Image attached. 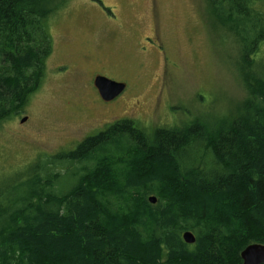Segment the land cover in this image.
<instances>
[{
    "label": "trees",
    "instance_id": "1",
    "mask_svg": "<svg viewBox=\"0 0 264 264\" xmlns=\"http://www.w3.org/2000/svg\"><path fill=\"white\" fill-rule=\"evenodd\" d=\"M57 2L0 0V124L42 85ZM209 4L243 47L239 115L215 132L148 134L120 120L86 138L67 159L94 164L64 195L42 190L35 174L11 204L0 200V264H242L247 246L264 245V0Z\"/></svg>",
    "mask_w": 264,
    "mask_h": 264
},
{
    "label": "rangeland",
    "instance_id": "2",
    "mask_svg": "<svg viewBox=\"0 0 264 264\" xmlns=\"http://www.w3.org/2000/svg\"><path fill=\"white\" fill-rule=\"evenodd\" d=\"M56 5L42 85L20 115L0 124L3 205L20 195L13 188L35 174L42 190L64 195L94 164L70 165L69 153L117 121L131 120L148 134L194 124L215 132L239 115L248 95L243 47L236 28L220 21L209 0ZM257 53L264 59V41ZM95 76L123 83L125 91L102 102ZM205 152H200L204 163L210 160Z\"/></svg>",
    "mask_w": 264,
    "mask_h": 264
},
{
    "label": "water",
    "instance_id": "3",
    "mask_svg": "<svg viewBox=\"0 0 264 264\" xmlns=\"http://www.w3.org/2000/svg\"><path fill=\"white\" fill-rule=\"evenodd\" d=\"M94 87L98 91L100 98L105 102H110L121 95L125 90V84L111 81L105 77L97 76L93 81ZM27 120L24 117L21 123ZM148 202L153 205L156 203V198L150 197ZM182 240L187 245L195 243L194 235L186 231L182 234ZM242 264H264V245L252 244L246 247L240 254Z\"/></svg>",
    "mask_w": 264,
    "mask_h": 264
},
{
    "label": "flooded vegetation",
    "instance_id": "4",
    "mask_svg": "<svg viewBox=\"0 0 264 264\" xmlns=\"http://www.w3.org/2000/svg\"><path fill=\"white\" fill-rule=\"evenodd\" d=\"M95 77H97V76H95ZM122 94H123V93H122ZM99 98H100V96H99ZM100 99H101V98H100ZM101 100H102V99H101ZM112 101H113V100H112ZM102 102H105V101L102 100ZM110 102H111V101H110Z\"/></svg>",
    "mask_w": 264,
    "mask_h": 264
},
{
    "label": "bare ground",
    "instance_id": "5",
    "mask_svg": "<svg viewBox=\"0 0 264 264\" xmlns=\"http://www.w3.org/2000/svg\"><path fill=\"white\" fill-rule=\"evenodd\" d=\"M150 197H151V196H150ZM150 197H149V198H150ZM149 198H148V199H149ZM249 246H250V245H249ZM247 247H248V246H247ZM240 254H241V253H240Z\"/></svg>",
    "mask_w": 264,
    "mask_h": 264
}]
</instances>
